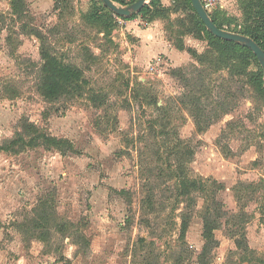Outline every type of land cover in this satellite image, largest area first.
Returning a JSON list of instances; mask_svg holds the SVG:
<instances>
[{"label": "rangeland", "instance_id": "1", "mask_svg": "<svg viewBox=\"0 0 264 264\" xmlns=\"http://www.w3.org/2000/svg\"><path fill=\"white\" fill-rule=\"evenodd\" d=\"M11 1L0 0V146L9 148L0 151V264H264L260 65L208 40L189 0H148L134 19L100 0H25L21 16ZM248 1L215 0L208 11L240 34L253 23ZM34 34L84 70L82 96L42 95ZM152 40L183 56L149 57ZM32 125L74 152L30 147ZM184 175L216 184L180 196ZM216 200L218 245L203 258Z\"/></svg>", "mask_w": 264, "mask_h": 264}, {"label": "trees", "instance_id": "2", "mask_svg": "<svg viewBox=\"0 0 264 264\" xmlns=\"http://www.w3.org/2000/svg\"><path fill=\"white\" fill-rule=\"evenodd\" d=\"M54 2H58L59 0H52ZM113 2L120 4L122 6H127L135 3L137 0H112ZM158 0H152L151 5H156ZM25 0H12L11 6L13 10V14L20 15L24 13L25 9ZM248 7L251 11H253L252 19L253 23L246 28V31L240 33L242 35L251 37L254 39L264 50V0H249ZM190 10L195 14L196 17V26L199 28V31L205 35V37L217 44L224 45L227 50L231 54H238L243 58L248 60H255V62L259 65L254 54L246 47L235 44L229 41H224L214 37L211 33L207 31L202 21L197 16L194 11L191 1H188ZM151 6H145L139 14L133 15L130 19H134L138 16L146 17L147 13L150 11ZM211 15V14H210ZM213 21L223 30L229 31L225 29L223 25L219 24L216 19L211 15ZM98 19V18H96ZM129 19V18H125ZM237 33L235 31H231ZM41 41V59L42 64L40 68V84L39 90L42 95L49 99L50 101H59V100H71L77 97H80L84 94V90L89 87L90 82L85 76V72L82 68L65 63L60 57H58L55 53L50 50L44 38H42L39 34H34ZM183 49V48H182ZM176 73V72H174ZM187 81V80H186ZM257 85L260 89L264 91V81L262 74L257 75ZM185 104H191L194 109H198L200 107L201 101L200 98L194 97L193 95L185 96ZM93 103L98 106L102 105L105 101L101 96H93ZM29 128V127H28ZM33 133L35 134L29 143L30 147L38 146L40 144H44L49 148H53L55 150L60 151L62 154H67L69 152H74V145L71 141L67 139H58L56 137L49 136L47 134L42 133L35 126H31ZM23 142V138H21ZM25 142V141H24ZM18 141H11L10 145H15ZM181 147V146H180ZM8 147L0 146V151H8ZM179 152V151H178ZM177 152V153H178ZM190 157H194V153H189ZM188 154L181 155V158H184ZM181 158L180 161H181ZM182 164V163H181ZM173 173V171H172ZM177 184L180 186V196L189 197L192 190H198L202 192H207L211 186H214L216 182L210 184L208 181L196 180L189 178L187 176H182L180 179H177ZM215 211L211 212V209L208 207L206 213L204 215V232L203 238L205 241L204 248L202 250L201 256L204 258L207 253L218 245V241L215 238V231L218 230L220 225V219L222 215H224L223 206L221 202L216 200L214 202ZM44 221L47 219L43 218ZM63 229V228H62ZM66 229V228H65ZM183 232H186V228L183 223ZM185 234V233H183Z\"/></svg>", "mask_w": 264, "mask_h": 264}, {"label": "water", "instance_id": "3", "mask_svg": "<svg viewBox=\"0 0 264 264\" xmlns=\"http://www.w3.org/2000/svg\"><path fill=\"white\" fill-rule=\"evenodd\" d=\"M104 6L113 12L116 16L122 18H131L135 14H139L145 7L148 0H137L135 3L127 6H122L113 2L112 0H100ZM194 11L199 19L204 24L205 28L214 37L229 41L235 44L242 45L248 48L256 57L261 69L264 73V50L263 48L251 37L226 31L221 29L212 19L210 13L206 10L201 0H190Z\"/></svg>", "mask_w": 264, "mask_h": 264}, {"label": "crops", "instance_id": "4", "mask_svg": "<svg viewBox=\"0 0 264 264\" xmlns=\"http://www.w3.org/2000/svg\"><path fill=\"white\" fill-rule=\"evenodd\" d=\"M133 24H136V23H133ZM127 25H131V22H129ZM136 29L137 28H135V32L134 33L136 35H138V37L143 35L144 31H139V30H136ZM140 44H142V42ZM142 49L143 48L139 47L138 51L141 53ZM148 50L151 51L149 57L152 58L154 55H157V53H163L165 55H169L171 57V59L176 62V64L178 63L179 59L183 56V55H181V52L179 50H177V49L161 48L159 45H157L156 40H152V41L149 42ZM147 56H148V54H147ZM144 59H146V57ZM138 60L140 61L139 58H138Z\"/></svg>", "mask_w": 264, "mask_h": 264}, {"label": "built area", "instance_id": "5", "mask_svg": "<svg viewBox=\"0 0 264 264\" xmlns=\"http://www.w3.org/2000/svg\"><path fill=\"white\" fill-rule=\"evenodd\" d=\"M201 1H202L203 5H204V7L206 8L207 11L209 10V8L211 6L214 5V2H215V0H201Z\"/></svg>", "mask_w": 264, "mask_h": 264}]
</instances>
